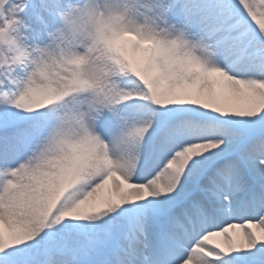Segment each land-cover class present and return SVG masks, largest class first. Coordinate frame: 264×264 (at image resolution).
Listing matches in <instances>:
<instances>
[{
  "label": "snow or ice",
  "instance_id": "snow-or-ice-1",
  "mask_svg": "<svg viewBox=\"0 0 264 264\" xmlns=\"http://www.w3.org/2000/svg\"><path fill=\"white\" fill-rule=\"evenodd\" d=\"M0 264H264V0H0Z\"/></svg>",
  "mask_w": 264,
  "mask_h": 264
},
{
  "label": "clouds",
  "instance_id": "clouds-1",
  "mask_svg": "<svg viewBox=\"0 0 264 264\" xmlns=\"http://www.w3.org/2000/svg\"><path fill=\"white\" fill-rule=\"evenodd\" d=\"M95 29V23L91 18L80 17L73 20L69 17L66 24L65 35L67 37L63 48L59 44L51 50L44 53L42 56L36 54V68L34 71L39 73L41 70L56 73L62 67L63 59L75 49L76 45L87 47L88 38L92 35Z\"/></svg>",
  "mask_w": 264,
  "mask_h": 264
}]
</instances>
